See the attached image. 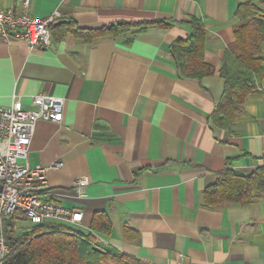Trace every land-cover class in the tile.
Here are the masks:
<instances>
[{"label": "crops", "instance_id": "0c3cea01", "mask_svg": "<svg viewBox=\"0 0 264 264\" xmlns=\"http://www.w3.org/2000/svg\"><path fill=\"white\" fill-rule=\"evenodd\" d=\"M246 2L264 19V0H0V8L35 18L58 10L64 21L47 48L0 35V106L19 99L31 109L38 93L64 99L59 122L35 123L26 159L49 168L48 199L81 213L53 225L89 234L92 214L103 211L111 232L99 241L146 264H264V197L210 209L201 195L217 172L249 174L264 163V80L246 95L231 131L209 120ZM191 17L204 26L203 59L214 68L200 80L179 76L169 52L190 33ZM156 20L172 25L89 42L64 27ZM260 56L264 70V41Z\"/></svg>", "mask_w": 264, "mask_h": 264}, {"label": "trees", "instance_id": "16d2710c", "mask_svg": "<svg viewBox=\"0 0 264 264\" xmlns=\"http://www.w3.org/2000/svg\"><path fill=\"white\" fill-rule=\"evenodd\" d=\"M236 14L235 40L225 53L219 70L224 79L223 95L209 115L210 123L226 132L231 131L246 95L260 88L264 80L260 56V45L264 41L261 11L252 2H246L238 6ZM189 22L190 33L186 38L174 40L169 45V52L179 76L200 80L213 74L214 68L203 59V24L194 17ZM171 25V21L156 20L138 24L112 23L102 28L86 29L78 27L74 21H68L64 27L66 31L89 42L96 37L118 32L135 35L150 26L168 28ZM215 176V181L207 184L201 193L203 206L207 208L221 209L230 204L246 206L264 197V163L249 174H239L225 168ZM15 219H8L4 224V238L10 247L4 264H146L99 241L98 236H108L111 232V221L103 211L92 214L89 234L50 223L18 232Z\"/></svg>", "mask_w": 264, "mask_h": 264}, {"label": "built area", "instance_id": "2783aa9c", "mask_svg": "<svg viewBox=\"0 0 264 264\" xmlns=\"http://www.w3.org/2000/svg\"><path fill=\"white\" fill-rule=\"evenodd\" d=\"M27 2L24 0L25 6ZM60 18L58 10L35 18L26 10L0 8V35L4 40H22L30 48H47L52 27ZM31 103V109L24 108L19 99L10 106H0V264L10 254L4 238L6 220L24 219L37 226L52 224L54 220L77 222L81 219L79 211L48 199L46 173L49 168H31L26 160L35 123L38 120L59 122L64 99L38 93L31 97ZM82 183L77 181L78 185Z\"/></svg>", "mask_w": 264, "mask_h": 264}, {"label": "water", "instance_id": "95a60500", "mask_svg": "<svg viewBox=\"0 0 264 264\" xmlns=\"http://www.w3.org/2000/svg\"><path fill=\"white\" fill-rule=\"evenodd\" d=\"M61 22H64V21H62V20L57 21V23H61Z\"/></svg>", "mask_w": 264, "mask_h": 264}, {"label": "rangeland", "instance_id": "374dc122", "mask_svg": "<svg viewBox=\"0 0 264 264\" xmlns=\"http://www.w3.org/2000/svg\"><path fill=\"white\" fill-rule=\"evenodd\" d=\"M17 230H19V229H17Z\"/></svg>", "mask_w": 264, "mask_h": 264}]
</instances>
